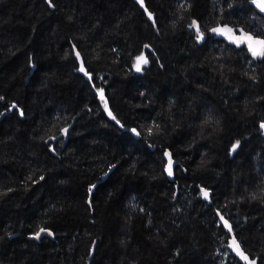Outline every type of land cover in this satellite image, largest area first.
Wrapping results in <instances>:
<instances>
[{
	"label": "trees",
	"instance_id": "obj_1",
	"mask_svg": "<svg viewBox=\"0 0 264 264\" xmlns=\"http://www.w3.org/2000/svg\"><path fill=\"white\" fill-rule=\"evenodd\" d=\"M225 26L264 38L251 0H0V264H264V56Z\"/></svg>",
	"mask_w": 264,
	"mask_h": 264
},
{
	"label": "snow or ice",
	"instance_id": "obj_2",
	"mask_svg": "<svg viewBox=\"0 0 264 264\" xmlns=\"http://www.w3.org/2000/svg\"><path fill=\"white\" fill-rule=\"evenodd\" d=\"M139 2L141 3V5L143 6V0H139ZM252 2L254 4H256V6L262 11L264 12V0H252ZM149 18H151V13H148ZM190 27H195L196 28V32H197V36L196 39L197 41H200L203 39V33L200 31V27L197 25L196 21L192 22V25H190ZM211 32L215 33V34H224L227 35L229 33L233 32V29L231 28H227L225 26V28H212ZM229 39L232 40L233 42L237 43V45L239 46L242 43H247V47L248 50L251 52L252 56L258 57V56H264V39L258 38V37H253L251 35L248 34H242L240 37H234V36H229ZM148 46L145 45V48H147ZM77 58L79 59V52L76 53ZM148 59L145 57L144 53L142 52L139 56L136 57V62H135V68L136 71H141L142 66L148 64ZM80 71L84 72L85 75H88V73L85 71V67L84 64L81 63L80 66ZM99 94L102 100H104V93L103 90H99ZM104 107L105 110H108V103L107 101H105L104 103ZM108 115L112 117V119H115V116H112V113L109 111ZM211 119V117H209V120ZM208 120L205 121V123H207ZM117 123H119V121H117ZM261 127L264 128V123L261 124ZM63 131L67 132V129H64ZM133 131L135 132V129H133ZM151 131V130H150ZM239 142H237V144H233V150L236 149L237 145ZM166 156L169 157L168 159V166H167V173L169 176H171L173 174V161L172 158L170 156L169 153H165ZM91 188L89 189V191L91 192ZM201 194L202 196L207 199L209 196V193L207 190L201 188ZM221 220H223L224 222V226L226 228H228L229 231H231V226L229 225L227 220H224L223 217H221ZM47 231V229L45 228H40V230L38 232L35 233V237L39 238L41 233ZM95 243V242H93ZM230 247H233V249L237 252L238 255L241 256L242 259H244L245 261H248V257L246 255H244L239 248V244L238 242L235 240V238H233L232 243L230 245ZM248 264H256L255 261H248Z\"/></svg>",
	"mask_w": 264,
	"mask_h": 264
},
{
	"label": "water",
	"instance_id": "obj_3",
	"mask_svg": "<svg viewBox=\"0 0 264 264\" xmlns=\"http://www.w3.org/2000/svg\"><path fill=\"white\" fill-rule=\"evenodd\" d=\"M251 4L253 5V7H254L258 12H260L262 15H264V12H262V11L256 6V4H254V3L252 2V0H251ZM193 21H196V20L193 19V20L191 21V24H190V25H192V22H193ZM196 22H197V21H196ZM197 25L199 26L198 22H197ZM190 28H192V29L194 30V33H195V39H196V36H197L196 28H195V27H190ZM222 28H225V27H222ZM200 31H201V30H200ZM242 34H248V35H251V36H253V37H258V38L264 39L263 37L255 36V35H253L251 32H248V31H246V30H244V29H242V28L239 29L238 31H234V30H233L232 33H229V34H227V35H225V36H227V37H229V36L240 37ZM204 40H205V35L203 34V39L200 40V41H197V39H196V42L199 43V44H201ZM242 45H244V46L246 47L248 54H249L253 59H256V58H257V57L254 58V57L252 56L251 52L248 50L247 43H242ZM258 57H262V56H258ZM14 107H15V104L13 103L12 105L9 106V109L11 110V109H13ZM18 112H19V115L22 117V112H21V110H20L19 108H18ZM5 113H6V111H2L1 114H0V117L3 116ZM69 127H70V126H65V127H63V128L61 129V131H60V133H59L58 136H55V137H48V138L46 139V141H50V140H51V141L54 142V141H56L59 137L62 136V137L64 138L63 142H65L67 132H65V131H63V130H64V129H67V131H68V130H69ZM263 129H264V128H263ZM167 166H168V165H167ZM166 169H167V168H166ZM106 175H107V173L103 174L102 177H101V180H103V179L106 177ZM170 177H171V176H170ZM95 184H96V183H94V184H92V186H90V188H91L92 190H93ZM92 190H91V192H92ZM91 192L89 191V194H88V197H87V203H88V204H90ZM45 229H46V228H45ZM39 230H40V229H38L36 232H38ZM36 232H35V233H36ZM35 233L32 234V235L30 236V238L38 239V238L35 237ZM44 235H48V236H50V237H53L52 231L49 230V229H47V231L41 233L40 237H42V236H44ZM40 237H39V238H40ZM91 254H92V248L90 249V253H89V258H88V262H87V264H89V260H90Z\"/></svg>",
	"mask_w": 264,
	"mask_h": 264
},
{
	"label": "rangeland",
	"instance_id": "obj_4",
	"mask_svg": "<svg viewBox=\"0 0 264 264\" xmlns=\"http://www.w3.org/2000/svg\"><path fill=\"white\" fill-rule=\"evenodd\" d=\"M231 243H232V241H231ZM231 243H230V245H231ZM231 249L237 254V252L233 249V247H231ZM238 255V254H237Z\"/></svg>",
	"mask_w": 264,
	"mask_h": 264
}]
</instances>
